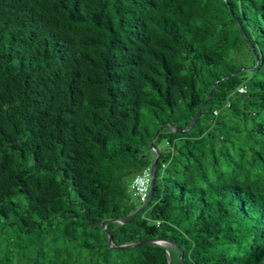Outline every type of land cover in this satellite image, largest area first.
Wrapping results in <instances>:
<instances>
[{"label": "trees", "instance_id": "1", "mask_svg": "<svg viewBox=\"0 0 264 264\" xmlns=\"http://www.w3.org/2000/svg\"><path fill=\"white\" fill-rule=\"evenodd\" d=\"M181 251L264 264V0H0V264Z\"/></svg>", "mask_w": 264, "mask_h": 264}, {"label": "water", "instance_id": "2", "mask_svg": "<svg viewBox=\"0 0 264 264\" xmlns=\"http://www.w3.org/2000/svg\"><path fill=\"white\" fill-rule=\"evenodd\" d=\"M257 60H258V57H257ZM215 89V86L214 88L212 89V92L209 94V96L207 97V99L205 100V102L201 105L200 109L198 110L196 116L194 117V119L192 120V122L183 130H178L180 132H188L192 126L195 124V122L197 121V119L200 117L201 113H202V110L204 109L207 101L211 98L212 94H213V90ZM160 128H161V125L159 126L154 138H153V141L154 139L158 136L159 132H160ZM154 150L157 151V147L155 146L154 147ZM160 153H158L152 167H151V172H152V181H151V187H150V193H149V197L148 199L142 204V206L136 210L134 213L126 216V217H123L121 218L120 220L123 221V222H127L129 221L130 219L134 218L135 216H137L138 214H140L142 212V210L145 208V206L147 205V203L149 202V200L151 199L152 197V194H153V190H154V185H155V173H156V168H157V164H158V160L160 158ZM106 224H107V221L103 222V228L106 229ZM109 237H110V243L113 242V237H112V234H109ZM161 241H163L162 239H159V238H155V239H151V240H146V241H143L141 242V244H146V243H161ZM136 244L135 243H130V244H124V245H120L119 247L121 248H131V247H134ZM184 263V257H183V253L181 251L180 253V264H183Z\"/></svg>", "mask_w": 264, "mask_h": 264}, {"label": "built area", "instance_id": "3", "mask_svg": "<svg viewBox=\"0 0 264 264\" xmlns=\"http://www.w3.org/2000/svg\"><path fill=\"white\" fill-rule=\"evenodd\" d=\"M245 86L240 87V91H245ZM152 181V172L151 168H146L141 174L137 175L131 184V188L134 191V194L138 196L142 202H145L150 193Z\"/></svg>", "mask_w": 264, "mask_h": 264}, {"label": "rangeland", "instance_id": "4", "mask_svg": "<svg viewBox=\"0 0 264 264\" xmlns=\"http://www.w3.org/2000/svg\"><path fill=\"white\" fill-rule=\"evenodd\" d=\"M163 147H164V145H163ZM162 242V241H161Z\"/></svg>", "mask_w": 264, "mask_h": 264}]
</instances>
